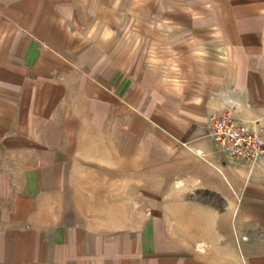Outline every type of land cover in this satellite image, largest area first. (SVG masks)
Masks as SVG:
<instances>
[{
    "label": "crops",
    "instance_id": "obj_1",
    "mask_svg": "<svg viewBox=\"0 0 264 264\" xmlns=\"http://www.w3.org/2000/svg\"><path fill=\"white\" fill-rule=\"evenodd\" d=\"M218 111L264 128V0H0V264H264Z\"/></svg>",
    "mask_w": 264,
    "mask_h": 264
},
{
    "label": "built area",
    "instance_id": "obj_2",
    "mask_svg": "<svg viewBox=\"0 0 264 264\" xmlns=\"http://www.w3.org/2000/svg\"><path fill=\"white\" fill-rule=\"evenodd\" d=\"M208 135L229 162L252 167L264 154V128H252L230 111L210 115Z\"/></svg>",
    "mask_w": 264,
    "mask_h": 264
},
{
    "label": "rangeland",
    "instance_id": "obj_3",
    "mask_svg": "<svg viewBox=\"0 0 264 264\" xmlns=\"http://www.w3.org/2000/svg\"><path fill=\"white\" fill-rule=\"evenodd\" d=\"M127 37V39H128V36H126Z\"/></svg>",
    "mask_w": 264,
    "mask_h": 264
}]
</instances>
